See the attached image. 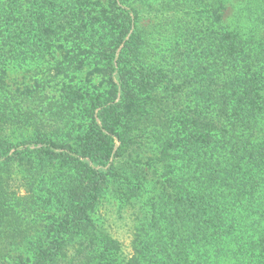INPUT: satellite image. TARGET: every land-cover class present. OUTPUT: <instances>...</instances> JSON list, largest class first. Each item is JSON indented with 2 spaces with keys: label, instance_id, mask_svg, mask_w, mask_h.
I'll list each match as a JSON object with an SVG mask.
<instances>
[{
  "label": "trees",
  "instance_id": "obj_1",
  "mask_svg": "<svg viewBox=\"0 0 264 264\" xmlns=\"http://www.w3.org/2000/svg\"><path fill=\"white\" fill-rule=\"evenodd\" d=\"M145 1L0 0V137L13 119L58 125L78 110L85 92L73 82L76 70L108 79L105 97L88 101L90 126L61 140L41 130L27 143L0 141V170L33 164L43 206L47 193L60 205L46 208L39 253L16 264L113 256L91 214L110 169L81 159L105 166L114 137L117 157H128L134 132L148 128L156 135L143 134L142 145L156 144L148 161L167 168L165 195L131 258L117 243V264H264V0H160L186 15L164 34L143 26ZM160 34L165 50L154 43ZM31 64L49 66L50 80L8 102V71ZM53 81L61 86L49 100ZM5 218L0 210V225Z\"/></svg>",
  "mask_w": 264,
  "mask_h": 264
},
{
  "label": "rangeland",
  "instance_id": "obj_2",
  "mask_svg": "<svg viewBox=\"0 0 264 264\" xmlns=\"http://www.w3.org/2000/svg\"><path fill=\"white\" fill-rule=\"evenodd\" d=\"M117 1L119 0H114L116 8ZM178 9L179 7L175 10H166L160 5V0H146L139 6L143 26L149 28V32L153 29L152 25L161 26L162 34L173 31V26L177 24L176 20L180 19V15L185 18L186 15L183 12H177ZM194 15L196 17V14ZM186 18L189 20L190 16ZM154 38L155 44L158 46L160 44L164 50L167 48L166 35L155 36ZM48 70L49 66L45 64L41 66L31 64L10 69L5 80L8 102H10L9 98L14 99L15 95L27 92L25 88L34 87L35 82L39 84L41 79H45V82L50 80L53 73L48 74ZM76 72V78L73 82H75L76 88H82V92H85V94H79L80 106L78 110L71 113L68 111L67 116L64 115L61 118L64 121L58 125L44 122L45 125L49 126H41L40 124L37 126L38 121H35L32 126H28V121L25 122L24 119H13L12 124L3 126L4 132L0 141L14 145L27 143L35 138L41 130L46 132L47 138L52 135L53 138L61 140L67 130L76 131L77 129L81 130L84 126H90L87 111L88 101L96 93H101L100 98L105 97L104 89L108 79L96 74L94 69L90 67L84 68L82 72L80 70H76ZM115 81H117L116 78ZM59 86H61L59 82L53 81L47 87V91L50 92L49 100L58 96L59 93L56 92V89ZM30 97H32L30 107L34 108L40 99L34 94L29 95ZM22 99L25 102L24 97ZM113 103L116 104L117 99ZM42 120L39 119V121ZM153 127L154 130L158 128L157 126ZM152 130L148 128L134 132L132 138L134 148L128 157H117V139L114 137L109 159L105 166L93 165L87 158L81 159L87 161L88 165L96 170L101 168L106 173L110 169L106 183H102L99 202L91 212L97 229H101L103 234H107L108 238L112 240L110 251H113V256L106 258L102 256L104 259L102 264H117V243L121 246L119 247L122 250V257L125 260L131 258L135 248L139 245V240L144 236V230L151 213L163 203L161 198L165 195V184L162 185L161 181L165 180L163 175L167 168L153 166L148 161L156 153L154 141L149 142L146 146L142 145L143 134L150 136ZM151 134L156 135L153 132ZM32 166L33 164L15 165L8 170H0L2 177L0 210L6 216L0 225V264H16L18 262L17 256L31 259L33 254L39 253L36 246L41 237L45 238L41 235L48 222V219L44 218L47 214L46 208L57 210L60 207V205L47 202L48 193L46 208L43 206V184L34 181V176L30 175V172L34 171ZM40 179L42 178L40 177ZM131 182L137 185L132 184L130 187ZM204 194L212 200V194H209L208 191ZM63 206H67L66 197ZM28 212L29 216H27ZM87 259L89 260V258Z\"/></svg>",
  "mask_w": 264,
  "mask_h": 264
}]
</instances>
